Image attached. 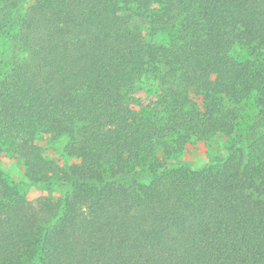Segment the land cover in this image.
Instances as JSON below:
<instances>
[{"label": "trees", "instance_id": "1", "mask_svg": "<svg viewBox=\"0 0 264 264\" xmlns=\"http://www.w3.org/2000/svg\"><path fill=\"white\" fill-rule=\"evenodd\" d=\"M26 2L0 0V147L63 195L0 170V264H264V0Z\"/></svg>", "mask_w": 264, "mask_h": 264}, {"label": "rangeland", "instance_id": "2", "mask_svg": "<svg viewBox=\"0 0 264 264\" xmlns=\"http://www.w3.org/2000/svg\"><path fill=\"white\" fill-rule=\"evenodd\" d=\"M34 0H27L24 8L29 7ZM2 40L0 37V51ZM135 98L140 105L147 106L154 102L156 95L151 86H137L130 95ZM226 141L224 139H214L209 143L191 145L185 148L180 160L184 161L190 168L197 169L211 160L224 154ZM0 170L10 176L14 181V186L18 192L22 193L28 200L35 202L37 199L45 197L56 201L62 197V190L55 186L49 189H41L30 186L23 175L22 162L19 158L8 154L0 147Z\"/></svg>", "mask_w": 264, "mask_h": 264}]
</instances>
